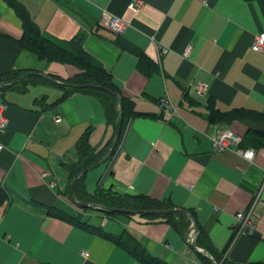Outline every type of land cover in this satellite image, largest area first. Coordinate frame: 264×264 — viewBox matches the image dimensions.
Wrapping results in <instances>:
<instances>
[{"label":"crops","instance_id":"0c3cea01","mask_svg":"<svg viewBox=\"0 0 264 264\" xmlns=\"http://www.w3.org/2000/svg\"><path fill=\"white\" fill-rule=\"evenodd\" d=\"M131 1L15 0L43 38L70 53L77 42L93 67L111 75L119 118L122 99L138 114L128 119L124 143L100 183L120 144L114 149L116 129L102 103L82 91L63 96L60 85L79 72L77 66L18 47L22 23L0 0V76L23 71L15 82L31 78L23 91L0 85L8 120L0 133V185L9 199L0 203V264H142L102 236L122 229L166 264L264 263V146H256L248 161L213 151L206 137L224 127L241 139L264 130V54L250 49L253 37L264 32L260 7L246 0H140L142 8L132 12ZM113 15L128 23L120 35L107 28ZM199 82L208 85L205 95L195 90ZM163 96L171 114L158 106ZM208 102L221 112L241 108L263 118L213 125ZM85 133L99 159L78 173L86 170L84 191L144 195L194 213L195 245L211 259L191 246L193 225L186 215L190 224L181 235L161 217L108 218L98 208L75 206L69 188L81 175L71 178L68 168L79 161L76 146ZM50 208L77 213L100 231L49 215ZM249 208L252 236L240 233L235 220Z\"/></svg>","mask_w":264,"mask_h":264},{"label":"trees","instance_id":"16d2710c","mask_svg":"<svg viewBox=\"0 0 264 264\" xmlns=\"http://www.w3.org/2000/svg\"><path fill=\"white\" fill-rule=\"evenodd\" d=\"M15 12L22 23V36L15 43L18 47L31 51L39 58H46L48 60H58L62 62L71 63L77 66L79 72L73 77L62 82L60 87L63 90V96L68 95L73 91H82L95 96L101 103L107 119L112 122L114 128L117 129L119 122V111L117 108V97L113 93H118L116 86L112 82L111 75L104 69L93 67L88 55L80 49L78 43H73L72 48L74 53L66 52L64 49L50 42L41 36L40 31L35 26L34 22L29 18L26 12L15 2V0H4ZM256 1L260 7L264 19V0H246ZM21 72H10L0 76V85L2 87L15 88L18 91L25 90V86L31 81L29 77L20 78L18 82L14 80L21 76ZM21 73V74H20ZM209 113L207 120L210 124H227L236 119H250L259 120L263 117L252 111L244 109H235L229 112H221L214 109L208 102ZM122 122L121 131L117 138L116 146L121 141L122 130L126 126L128 119L134 117L137 112H134L133 107L128 101L122 99ZM87 133L83 134L77 142V152L79 154V161L77 164L68 168L70 177L73 178L81 170L86 169L94 164L99 159V154H92L87 142ZM244 148H255L256 146H264V130H251L239 144ZM113 149V150H114ZM83 178L81 175L74 180L72 185V198L78 203H90L101 206L98 211L102 212L108 218H114L116 215H124L129 213H141L148 218H164L177 232L181 235L188 230L190 221L184 215L174 214H144L145 210L164 211L170 210L173 206L168 201H159L148 196L137 195H119L116 193L104 192L99 190L94 195L87 194L83 188ZM8 195L0 185V203L8 201ZM128 210L116 211V210ZM83 211V210H82ZM49 215L63 219L67 222L82 225L94 232H99L100 227H92L87 221H82L79 214L73 216L56 209L50 208ZM193 216L194 213H190ZM102 236L114 243L125 248L129 254L142 264H166L155 257L146 253L139 243L132 237L125 229H122L118 235L111 233H103ZM201 234L198 236V242L202 244ZM214 260L219 262V258L215 256ZM206 260V258H204ZM208 261V260H207ZM220 264H236L223 259ZM250 264H264V263H250Z\"/></svg>","mask_w":264,"mask_h":264},{"label":"built area","instance_id":"2783aa9c","mask_svg":"<svg viewBox=\"0 0 264 264\" xmlns=\"http://www.w3.org/2000/svg\"><path fill=\"white\" fill-rule=\"evenodd\" d=\"M132 12H136L142 8V2L140 0H132L128 6ZM128 23L118 16H111L107 22L108 30L116 35H120L124 32ZM250 49L254 52H259L264 54V32H260L253 37V40L250 44ZM166 49L162 48L160 50L161 54L166 53ZM190 51V46H186L183 55L187 56ZM195 90L198 94L205 95L208 91V85L204 82H199L195 84ZM158 106L166 114H171L174 111L172 105L170 104L168 98L163 96L158 101ZM55 121H60V117H56ZM8 120L4 113L3 106H0V133H3L7 128ZM210 141L211 149L215 152H224L232 151L239 157L251 161L254 157L255 150L253 148H244L240 147L241 137L233 132L231 129L216 128L215 132L212 134L206 135ZM4 144L0 142V153L4 150ZM55 182H49L48 186L50 188L54 187ZM236 227L238 231L243 235L252 236L255 234L256 225L252 217V209L240 210L235 214ZM84 257L88 256V253H83Z\"/></svg>","mask_w":264,"mask_h":264},{"label":"water","instance_id":"95a60500","mask_svg":"<svg viewBox=\"0 0 264 264\" xmlns=\"http://www.w3.org/2000/svg\"><path fill=\"white\" fill-rule=\"evenodd\" d=\"M113 94H114V95L117 97V99H118L117 94H116V93H113ZM119 109H120V118H119V122H118V127H117V129H116V135H117V137H118L119 134H120V131H121V122H122V106H121L120 101H119ZM130 124H131V121L128 122L127 127H126V129H125V131H124L123 137H122V139H121V142H120V144H119V146H118V149H117V151L115 152V154L113 155V157L111 158V160H110V162H109V164H108V166H107V169L105 170L103 176L101 177L100 183H102L104 177L107 175V173H108V171H109V169H110V166H111L112 162L114 161V159H115V157H116L118 151L121 149V147H122V145H123V143H124V140H125V138H126V135H127V133H128V130H129ZM105 159H106V157L102 160V162L105 161ZM89 169H92V167L89 168ZM85 171H86V170H85ZM85 171H82V172H81L80 174H78V175H82ZM71 186H72V184L70 185V188H69V195H68V196H69L70 200L72 201V203H73L75 206H77L78 208H90V209H91V208H93V209H94V208H98V209L101 208V206L96 205V204H90V203H78V202H75V201L72 199V188H71ZM115 210H116V209H115ZM116 211H124V212H126V211H128V210H116ZM143 213H144V214H183V215H186V216L189 218V220L192 222V225H193V233H192V239H191V246H192L195 250H198V253L203 254V255H206V256H208V257L211 259L210 255H209V253H208L207 251H205V250H199V249L196 247V245H195V241H196V237H197L198 232H199V227H198V225H197L195 219L192 217V215L189 214L186 210H183V209H170V210H164V211L145 210V211H143ZM212 262H213L214 264H217V263H215L213 260H212Z\"/></svg>","mask_w":264,"mask_h":264},{"label":"rangeland","instance_id":"374dc122","mask_svg":"<svg viewBox=\"0 0 264 264\" xmlns=\"http://www.w3.org/2000/svg\"><path fill=\"white\" fill-rule=\"evenodd\" d=\"M89 210H90V209H89ZM83 211H84V212H91V211H88V209H87V208H86V209H84Z\"/></svg>","mask_w":264,"mask_h":264}]
</instances>
